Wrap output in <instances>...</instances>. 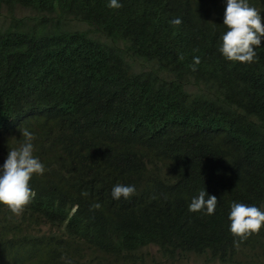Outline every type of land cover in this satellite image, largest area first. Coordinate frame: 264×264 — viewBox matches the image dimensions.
<instances>
[{
	"label": "trees",
	"instance_id": "1",
	"mask_svg": "<svg viewBox=\"0 0 264 264\" xmlns=\"http://www.w3.org/2000/svg\"><path fill=\"white\" fill-rule=\"evenodd\" d=\"M81 1L0 0V10L20 3L47 10L58 6L64 15ZM202 3L212 15L224 16L227 0ZM249 4L264 17V0ZM88 21L106 30L102 20ZM72 29L71 34L34 36L26 40L28 49L0 26V64L14 59L3 71L8 91L0 97V133H12L20 145V129H27L35 136L34 155H48L57 150V126L65 110L88 111L106 102L122 117L117 128L125 126L131 139L154 158L164 187H170L150 199L123 204L103 197L97 222L115 236L151 240L159 247L162 264H178L188 253L210 264L214 257L236 252L228 250L235 239L228 219L231 204L255 202L263 204L264 211V39L255 49V83L249 91L240 88L243 67L232 71L235 65L219 55L221 30L213 20L205 24L206 36L188 57L171 65L168 80L160 71L146 80L128 76L95 38L100 33L77 24ZM205 52L215 53L212 69L204 72L195 65L192 71L194 57ZM193 180L218 194L213 215L189 212L192 199L180 187ZM115 182L106 175L78 184L102 196L112 192ZM241 251L253 262L264 258V226Z\"/></svg>",
	"mask_w": 264,
	"mask_h": 264
},
{
	"label": "clouds",
	"instance_id": "2",
	"mask_svg": "<svg viewBox=\"0 0 264 264\" xmlns=\"http://www.w3.org/2000/svg\"><path fill=\"white\" fill-rule=\"evenodd\" d=\"M19 8L31 15L18 19ZM5 9L12 21L3 20L0 26L10 31L17 45L30 49L26 40L54 32L71 34L77 24L84 31L100 33L95 38L117 59L118 67L139 80L158 71L168 80L171 65L188 57L206 36L205 24L213 20L221 30V54L217 52L235 65L232 71L243 67L240 88L250 91L255 83L251 64L258 60L255 49L264 39V17L249 0H227L220 17L209 13L202 0H82L64 15L58 6L47 10L15 3L3 7L0 15ZM92 17L102 20L106 30L91 24ZM214 55L194 57L192 71L198 65L208 72L215 64ZM13 62L9 58L0 64V97L8 91L3 71ZM120 120L106 102L88 111L67 109L57 126V150L41 156L34 155L35 136L29 130L20 129V145L12 133H0V264H162L159 247L151 240L115 236L95 216L103 197L123 204L150 199L170 187H164L154 158L131 139L125 126L117 128ZM106 175L116 181L109 195H97L78 184ZM180 189L192 199L189 212L215 213L218 194L194 180ZM262 205L231 204L228 219L235 239L228 250L236 252L214 257L210 264H264V258L253 262L241 251L264 226ZM178 264L206 263L202 256L188 253Z\"/></svg>",
	"mask_w": 264,
	"mask_h": 264
},
{
	"label": "rangeland",
	"instance_id": "3",
	"mask_svg": "<svg viewBox=\"0 0 264 264\" xmlns=\"http://www.w3.org/2000/svg\"><path fill=\"white\" fill-rule=\"evenodd\" d=\"M31 15V12L30 11H27V10H24V9H21L19 8L18 11H17V18L18 19H23L27 16H30ZM3 20H8V21H12L11 20V16L8 12L7 9L3 10V13L2 15H0V22L3 21Z\"/></svg>",
	"mask_w": 264,
	"mask_h": 264
},
{
	"label": "bare ground",
	"instance_id": "4",
	"mask_svg": "<svg viewBox=\"0 0 264 264\" xmlns=\"http://www.w3.org/2000/svg\"><path fill=\"white\" fill-rule=\"evenodd\" d=\"M181 240V239H180ZM232 242V241H231ZM179 249V248H178ZM206 249V248H205ZM208 249V248H207ZM234 249V248H233ZM236 249V248H235ZM234 249V250H235ZM175 251V250H174ZM178 251V250H177ZM238 251V250H237ZM185 252V251H184ZM189 252V251H188ZM219 252V251H218ZM228 252V251H227ZM219 254V253H218ZM175 255V254H174ZM176 256V255H175ZM175 256H174V258H175ZM178 258V257H177ZM209 258V257H208ZM169 261V260H168ZM179 262V261H178ZM166 264H168V262L166 263Z\"/></svg>",
	"mask_w": 264,
	"mask_h": 264
}]
</instances>
